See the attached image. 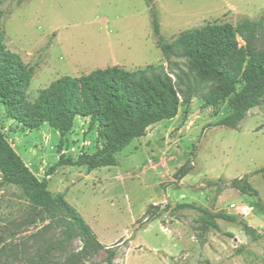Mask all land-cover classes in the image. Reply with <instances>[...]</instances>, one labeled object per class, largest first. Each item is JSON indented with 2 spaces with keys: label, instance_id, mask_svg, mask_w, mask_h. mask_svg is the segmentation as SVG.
Returning a JSON list of instances; mask_svg holds the SVG:
<instances>
[{
  "label": "rangeland",
  "instance_id": "obj_1",
  "mask_svg": "<svg viewBox=\"0 0 264 264\" xmlns=\"http://www.w3.org/2000/svg\"><path fill=\"white\" fill-rule=\"evenodd\" d=\"M156 1L168 40L188 28L185 14L191 11L203 16L200 26L264 15V0H247V7L232 10L229 3L242 0ZM0 16L7 47L26 63L39 61L27 90L30 100L62 75L113 64L133 70L162 63L174 79L179 68H186L184 58H172L169 65L163 57L144 0H0ZM259 35L257 49L264 50V29ZM229 113L227 100L205 105L193 97L180 105L177 116L151 125L117 152L116 165L90 172L86 166L55 165L61 155L76 159L102 145L98 127L90 126L87 117L60 139L47 123L22 127L7 117L0 102V128L33 173L47 178L52 195L63 193L99 241L118 250L113 264H264V172H255L264 167V105L251 108L236 128L215 124ZM186 162L193 169L174 180ZM246 174L258 195L231 184ZM231 202L248 206L249 214L233 213ZM179 203L236 219H218L221 232L207 230L194 221L197 210L175 209ZM166 204L171 210L164 209ZM155 205L159 210L152 217ZM61 217L57 212L52 220L0 175V264H108L105 248L84 247L75 230L67 237ZM243 222L261 235L257 241L242 230Z\"/></svg>",
  "mask_w": 264,
  "mask_h": 264
},
{
  "label": "trees",
  "instance_id": "obj_2",
  "mask_svg": "<svg viewBox=\"0 0 264 264\" xmlns=\"http://www.w3.org/2000/svg\"><path fill=\"white\" fill-rule=\"evenodd\" d=\"M144 1L156 45L165 60L169 65L173 63L172 58L186 60V68H179L176 79L162 63L133 70L113 64L77 76L62 75L30 100L27 90L39 61L26 63L7 47L0 21V102L7 117L29 130L47 123L58 131L60 139L72 130L78 116L89 118V125L98 127L100 147L92 153L82 152L76 159L61 155L56 166H86L90 172L116 165L117 152L144 136L151 125L177 116L180 105L189 104L193 97L202 98L205 105H217L227 100L230 113L215 124L231 128H236L251 108L264 105V50L257 49L259 34L264 29V15L237 24L207 22L201 27L182 30L174 39L168 40L161 31L157 1ZM238 37L243 44L239 43ZM54 168L47 170L46 175ZM192 169V164L184 163L174 172V180L180 181ZM255 172H264V167ZM0 175L3 182L20 187L27 200L52 220L57 212L61 213V218L67 221L63 230L67 237L75 230L83 238L84 247L105 248V261L113 264L118 250L99 241L92 227L63 193L52 195L47 178L39 179L33 173L1 128ZM231 184L242 193L258 195L247 180V174L232 179ZM186 207L199 212L194 221L207 230L213 228L221 232L218 219L232 222L236 219L232 214L213 212L193 203H179L175 209ZM164 209L171 210V207L166 204ZM158 210L155 205L149 215L156 217ZM241 228L253 241L261 237L246 222Z\"/></svg>",
  "mask_w": 264,
  "mask_h": 264
},
{
  "label": "crops",
  "instance_id": "obj_3",
  "mask_svg": "<svg viewBox=\"0 0 264 264\" xmlns=\"http://www.w3.org/2000/svg\"><path fill=\"white\" fill-rule=\"evenodd\" d=\"M240 1V0H239ZM237 3V2H236ZM211 3H209V5H210ZM241 4H242V6H241ZM248 4H250L249 2H247V0H242V1H240L239 2V5H237V4H232V3H229V5L227 6V9H234V8H239V7H242V8H244V7H247V5ZM211 6V5H210ZM210 6H209V8H210ZM199 12V11H198ZM201 14V13H200ZM185 16H186V22H187V24H188V28H194V27H201L200 25H199V23H200V21L203 19V16L202 15H199V14H197V11L195 12V11H191V12H188V14L186 13L185 14ZM198 17V20L196 21V19L195 18H197ZM194 19V20H193ZM195 22H197V23H195ZM195 24H196V26H195ZM198 24V25H197ZM190 26H192V27H190ZM187 28V29H188ZM185 30V29H184ZM180 31H182V30H180ZM179 31V32H180ZM178 32V33H179ZM118 65H120V64H118ZM122 66V65H121ZM81 119V117H76V119H75V122L77 121V120H80Z\"/></svg>",
  "mask_w": 264,
  "mask_h": 264
},
{
  "label": "built area",
  "instance_id": "obj_4",
  "mask_svg": "<svg viewBox=\"0 0 264 264\" xmlns=\"http://www.w3.org/2000/svg\"><path fill=\"white\" fill-rule=\"evenodd\" d=\"M229 206H230V208L236 210L233 213H236L237 215L242 216V217L247 216L250 212V208L248 206H245V205H238L234 202H231L229 204Z\"/></svg>",
  "mask_w": 264,
  "mask_h": 264
}]
</instances>
